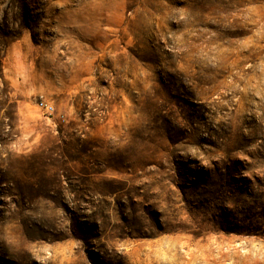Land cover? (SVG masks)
Segmentation results:
<instances>
[{
  "label": "rangeland",
  "instance_id": "obj_1",
  "mask_svg": "<svg viewBox=\"0 0 264 264\" xmlns=\"http://www.w3.org/2000/svg\"><path fill=\"white\" fill-rule=\"evenodd\" d=\"M0 264H264V0H0Z\"/></svg>",
  "mask_w": 264,
  "mask_h": 264
},
{
  "label": "built area",
  "instance_id": "obj_2",
  "mask_svg": "<svg viewBox=\"0 0 264 264\" xmlns=\"http://www.w3.org/2000/svg\"><path fill=\"white\" fill-rule=\"evenodd\" d=\"M37 106L42 114L46 115L47 117L51 116L55 111L54 105L44 99H40L37 102Z\"/></svg>",
  "mask_w": 264,
  "mask_h": 264
}]
</instances>
